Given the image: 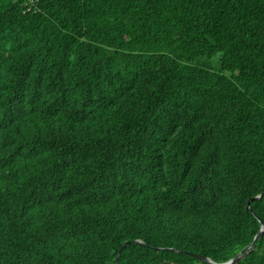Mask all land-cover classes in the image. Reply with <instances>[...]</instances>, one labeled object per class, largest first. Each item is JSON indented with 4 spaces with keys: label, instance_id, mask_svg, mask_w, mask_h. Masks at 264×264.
Instances as JSON below:
<instances>
[{
    "label": "trees",
    "instance_id": "1",
    "mask_svg": "<svg viewBox=\"0 0 264 264\" xmlns=\"http://www.w3.org/2000/svg\"><path fill=\"white\" fill-rule=\"evenodd\" d=\"M261 229L234 264H264V0H0V264H219Z\"/></svg>",
    "mask_w": 264,
    "mask_h": 264
},
{
    "label": "water",
    "instance_id": "2",
    "mask_svg": "<svg viewBox=\"0 0 264 264\" xmlns=\"http://www.w3.org/2000/svg\"><path fill=\"white\" fill-rule=\"evenodd\" d=\"M260 197H261V195H258V196L253 197L252 199L253 200H257ZM246 209L247 210L250 209V200L247 202ZM261 231H262V229L256 234V236L254 237L253 241L249 245L244 247L241 251H239L233 258H231L230 260H228L226 262L219 263V264H234V263L238 262L240 259H242L247 254L248 251L249 252L252 251V246L255 243V241L257 240V238H258V236H259ZM124 245H125V243H123L122 246L119 248V252H120V250L122 249V247ZM191 255L194 256L195 258H198V259L202 260V261H207V262H210L212 264H216V263L211 262L206 257L200 256V255H197V254H191ZM116 261H117V258L115 259V264H116Z\"/></svg>",
    "mask_w": 264,
    "mask_h": 264
},
{
    "label": "rangeland",
    "instance_id": "3",
    "mask_svg": "<svg viewBox=\"0 0 264 264\" xmlns=\"http://www.w3.org/2000/svg\"><path fill=\"white\" fill-rule=\"evenodd\" d=\"M9 1H13V0H9ZM218 59H219V55H215V56H212V57H210L208 59L202 58L201 60L195 61L193 63H195L197 65L208 66L211 69L217 70L218 65H219Z\"/></svg>",
    "mask_w": 264,
    "mask_h": 264
}]
</instances>
